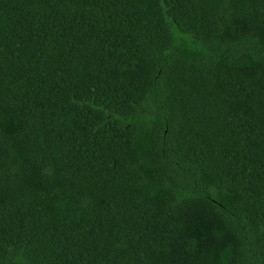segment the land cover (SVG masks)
<instances>
[{"label": "trees", "instance_id": "1", "mask_svg": "<svg viewBox=\"0 0 264 264\" xmlns=\"http://www.w3.org/2000/svg\"><path fill=\"white\" fill-rule=\"evenodd\" d=\"M0 264H264V0H0Z\"/></svg>", "mask_w": 264, "mask_h": 264}]
</instances>
